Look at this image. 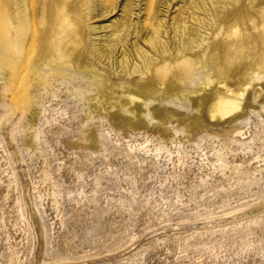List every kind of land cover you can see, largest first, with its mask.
<instances>
[{"label": "rangeland", "instance_id": "obj_1", "mask_svg": "<svg viewBox=\"0 0 264 264\" xmlns=\"http://www.w3.org/2000/svg\"><path fill=\"white\" fill-rule=\"evenodd\" d=\"M2 77L0 264H264V88L199 132L154 109L168 131L100 115L78 79L16 109Z\"/></svg>", "mask_w": 264, "mask_h": 264}, {"label": "bare ground", "instance_id": "obj_2", "mask_svg": "<svg viewBox=\"0 0 264 264\" xmlns=\"http://www.w3.org/2000/svg\"><path fill=\"white\" fill-rule=\"evenodd\" d=\"M0 42L16 109L78 79L100 115L115 112L129 128L170 131L154 109L174 104L199 132L240 121L264 88V0H0ZM250 247L263 252L264 241Z\"/></svg>", "mask_w": 264, "mask_h": 264}]
</instances>
